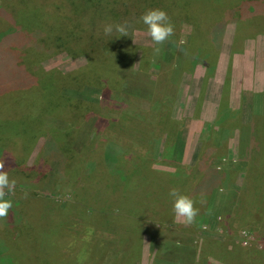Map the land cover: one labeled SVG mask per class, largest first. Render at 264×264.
Returning a JSON list of instances; mask_svg holds the SVG:
<instances>
[{"label":"rangeland","instance_id":"obj_1","mask_svg":"<svg viewBox=\"0 0 264 264\" xmlns=\"http://www.w3.org/2000/svg\"><path fill=\"white\" fill-rule=\"evenodd\" d=\"M69 1L82 6L81 0H0L8 25L21 32L9 37L12 58L36 79L32 90L11 91L14 100L0 101V133L26 140L16 170L8 172L16 187L7 197L19 213L5 231L0 217V264H264V140L251 159L247 123L235 126V140L222 120L195 123L213 112L207 72L193 95L188 90L194 109L179 97L183 74L195 66L192 52L201 47L210 51L225 40L230 57L259 58L264 0H98L110 12L100 9L106 16L94 36L88 25L71 21L83 14L65 7ZM149 9L166 11L174 25L158 54L139 22ZM209 10L219 17L200 23L198 15ZM123 22L132 37L103 34L105 24ZM100 38L107 50L99 51ZM145 47L152 55L141 61ZM233 69L231 58L222 60L218 79L232 85ZM253 91L245 85L241 98L253 101L246 112L260 123L264 92ZM214 171L226 180L209 204L199 193L196 222L177 220L170 190L193 198L197 182L206 184Z\"/></svg>","mask_w":264,"mask_h":264},{"label":"crops","instance_id":"obj_2","mask_svg":"<svg viewBox=\"0 0 264 264\" xmlns=\"http://www.w3.org/2000/svg\"><path fill=\"white\" fill-rule=\"evenodd\" d=\"M227 36L229 37V34ZM224 43L225 40L223 41V43H220V47L213 42L212 49L210 51L203 50V53L201 52L196 56V58L194 59V69L191 72L188 71V73H184L183 78L180 81L181 91L179 97L181 103H185L187 101L185 103L186 110L188 109V111H191L192 108L194 109L195 105L190 103L192 99L191 95L188 94V90H190L191 94L193 95L195 86L200 81L199 79H202L205 72H207L211 77L209 83L210 91L214 99L213 105L211 106L213 108V112L211 116L207 117L206 119H203L202 116H196V119L194 121L195 123H197V125H202L203 123L213 125L218 124L222 120V122H225V124H227L225 129L226 134L228 132L229 135H233H230V137L228 135L229 139L235 140L236 138H238L237 131L234 130L236 129L235 126L237 124L238 126H240V124L242 125L246 123L248 125V123L251 122L250 117H252V113L246 112V109L249 106H254V103H252L253 101L251 99H249V102L242 101L241 90L245 85H247L250 89L254 90L253 92H250L252 93V96H254L255 94L260 95L262 92H264V48L263 50L259 49L258 54H261L258 59L257 57L254 58L252 55L243 52H241L242 54H240V52H235L234 54L236 55L230 57L229 53H224V49H222ZM230 58L234 65L231 78L232 85L225 84L221 79H218L217 77V75L219 77L224 76V72L220 71L222 60H224V62H227ZM252 58L255 60H251ZM194 95L197 96V93H194ZM219 103H224L222 108H220ZM233 146H237V144ZM209 174H213L214 178L212 180H209L204 185L201 180L196 184V192L193 198L196 202L195 207L198 208L199 211L201 210L200 204H203L202 200H198L199 193H203L206 202H208L212 193L211 190L213 189V185L210 184V181L222 183L226 180V177L223 174L224 181H222L221 175H219L216 171Z\"/></svg>","mask_w":264,"mask_h":264},{"label":"trees","instance_id":"obj_3","mask_svg":"<svg viewBox=\"0 0 264 264\" xmlns=\"http://www.w3.org/2000/svg\"><path fill=\"white\" fill-rule=\"evenodd\" d=\"M80 2L82 4V6L75 5L76 2L73 3V2L69 1V3H67L65 5V7H67V6L73 7L74 6L76 9L75 10L76 14H83L82 17H75L71 21H77L78 20L77 22H79L80 24H77L76 25L77 27L82 26V24H84L83 27L85 25H88V27L86 28L85 31L87 32L88 35L94 36L95 35V29H93V28H96V24L99 22L101 17L106 16V15H103L101 10L104 7V8H106L104 11L109 13L110 12V6H108L107 4H103V3L99 2L98 0H81ZM89 2H90V4H89ZM142 2H144V1H142ZM248 6H253V5L248 4L245 7H248ZM256 8L253 10V13L248 12L247 15L254 16L258 10V8L257 9ZM132 12H136V10L132 11ZM134 14H136V13H134ZM7 15H8L7 12H5L0 7V97H1L0 101H4V102H10V101L15 99L14 96L8 94L11 91L22 90V91H24V93H26V92L32 90L33 84L36 80L32 73L27 74V72L23 70L24 69L23 65L19 66L17 64V62L14 60V58H12L14 53L12 52L11 48L9 49V44L11 42H15V40L10 39L9 37L11 35H14V34L20 35L21 32H20V29L16 25H14V24L8 25L7 21L10 19L7 18L8 17ZM245 16H246V13L243 11L241 18H245ZM85 17H88V19L85 20ZM198 17H200L199 18L200 23L202 22L205 24H209V23H212L214 18H218L219 16L215 15L214 11L209 10V13H207V15L200 14V15H198ZM207 17L210 19L209 21H206ZM62 18L63 17H58L59 20H61ZM82 18H84L85 21L82 20ZM82 21L84 23H82ZM244 27L245 28H243V29H247L249 27L248 23H246L244 25ZM70 30L73 31V34H75L76 42L78 44H85L86 43L85 42L86 38H84V35L83 36L80 35L81 31H79V30L76 31L75 28H72ZM263 30H264V24H262V27H261V31H263ZM247 31H248V29L244 30L242 33H244V35L246 36ZM5 37L8 40H7V42L2 43L1 40L4 39ZM99 40H102L101 41L102 47L99 49V51L107 50L106 43L108 41H106L102 38H100ZM21 43L23 44V46L25 45L24 48H29V46H30V44L26 45V43H24V42H21ZM151 50H152V47H149V48L145 47L141 50V52H142L141 61H143L144 58L147 57L148 53H150V56L152 55ZM202 51H203V48L201 47V50L198 49L196 52H192V55H191L192 61ZM119 57L121 58V55ZM104 58L107 59V57H104ZM152 69L157 70L155 67H152ZM3 70H5V72H6L5 76H2ZM165 75H167V73ZM33 79H34V82H33ZM29 80L32 83L31 86H30L31 83H29ZM18 98H21V96H19ZM262 114H263V118L261 119L260 123H258L257 121H254V119L250 123H248V129L252 133V139H251L250 144L248 145L247 150L251 152L250 153L251 159L252 158L258 159L257 158L258 150H261L260 149V143L262 140H264V111ZM2 133H4V132H2ZM2 133H0V134H2ZM2 136H3V138L0 137V139H2L0 141V163L3 164V169H0V170H3V171L8 173L10 170H12V171L16 170L17 158L19 159V156L23 153V148H24V144H25L24 142L26 140L24 138L15 137L12 135L6 136V135L2 134ZM47 142H48V140H47ZM247 150H245V151H247ZM247 154H248V152H247ZM261 156L262 157H261L260 163H262V165H264V153L261 154ZM210 184L213 185V189L211 190V192H212L219 185V182L210 181ZM6 198H8V197H6ZM10 198H8V199H10ZM207 204H209V201L207 202ZM22 206L23 205H21V207ZM18 213H16V210L14 207L13 209L11 208L9 210V214L6 217H1L4 221H6V228L3 231L9 229L10 222L13 221V215L18 214ZM34 225L35 224H33V226ZM32 227L30 228L29 232L32 231ZM27 243H28V241H27ZM97 255H99L100 258L104 257V255H101V254H97Z\"/></svg>","mask_w":264,"mask_h":264},{"label":"clouds","instance_id":"obj_4","mask_svg":"<svg viewBox=\"0 0 264 264\" xmlns=\"http://www.w3.org/2000/svg\"><path fill=\"white\" fill-rule=\"evenodd\" d=\"M139 22L146 26V31L151 41L155 45L160 46L153 49L155 54H158L165 42L174 35V25L168 13L162 9L147 10L141 15ZM130 29L131 25L128 22L108 23L103 26V34L109 37L115 35L116 38L132 37ZM0 169H3L2 163H0ZM15 187V179H10L7 172L0 170V217H6L9 214V210L13 207V202L6 197L8 193L15 190ZM169 196L173 201L172 207L175 218L184 224L195 223L199 214V209L195 207L196 202L189 196L179 193L175 188L170 190Z\"/></svg>","mask_w":264,"mask_h":264}]
</instances>
